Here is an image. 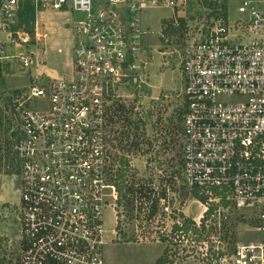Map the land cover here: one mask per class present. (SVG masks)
Segmentation results:
<instances>
[{
  "label": "built area",
  "instance_id": "2783aa9c",
  "mask_svg": "<svg viewBox=\"0 0 264 264\" xmlns=\"http://www.w3.org/2000/svg\"><path fill=\"white\" fill-rule=\"evenodd\" d=\"M187 1L31 0L78 16L73 71L52 77L42 72L45 60L25 52L47 39L38 23L34 35L16 30L24 0H0V63L17 59L37 71L13 101L19 264H105V213L113 210L118 226L123 161L126 184L134 179V137L122 139L119 120L133 118L123 124L128 132L144 119L139 106L132 118L121 111L130 88L149 85L143 19L153 10L180 13ZM238 13L189 43L178 65L183 182L198 213L168 194L160 199L164 220L146 237L163 246L154 264H264V0L243 1ZM241 217L258 239L233 245Z\"/></svg>",
  "mask_w": 264,
  "mask_h": 264
},
{
  "label": "rangeland",
  "instance_id": "374dc122",
  "mask_svg": "<svg viewBox=\"0 0 264 264\" xmlns=\"http://www.w3.org/2000/svg\"><path fill=\"white\" fill-rule=\"evenodd\" d=\"M243 1L246 0H188L180 13L153 10L145 14L143 22L150 33L145 42L146 60L150 63L145 82L147 81L149 85L130 88L127 93L131 97L123 99L128 105H123L125 107L122 108L125 109L121 111L123 116L132 118L134 109L139 106L143 113L144 119L139 125L145 135L138 138V141L135 139L139 148L132 150L135 161L132 173L134 179L131 181L138 190L143 187L147 191V198L138 196L134 202L130 199L133 205H127L124 199L121 201L118 237L112 233L117 228L114 211L109 209L105 213L107 230L105 264L156 262L163 252V246L146 241V237L155 236L161 226L160 222L164 220L159 209L155 217L150 216L151 205L164 192L173 198L175 206L181 203L186 213L193 207L192 215H197V206H193L195 202L183 182L184 87L178 65L186 46L201 34H205L216 20L221 18L231 22L238 20L240 17L238 8ZM26 4L27 1L24 0L16 30L34 35L38 20L39 33L47 35V39H42L37 47L25 52L30 54L32 51L39 55L40 59L45 60L47 68L42 72L46 75L52 77L70 75L73 71L74 20L78 16L71 12L36 9L31 2L34 9L33 17V12L26 10ZM160 34L168 38L169 42L165 43ZM162 53L167 55L164 56ZM21 66L17 59H12L9 64L0 63V77L4 82L0 90V198H4L6 202L0 203V264H19L20 261L19 229L14 212L19 198L20 182L12 154L13 134L19 129L20 115L13 101L17 93L25 92L34 84L32 71L23 70ZM35 69L33 68V71ZM8 80L12 81L7 82ZM159 91L162 93L159 94ZM139 118L137 116L136 122ZM131 121L119 120L122 139L127 132L124 131L123 124ZM251 227L247 219L237 218L236 225L231 229L233 240L231 244L249 243L258 239L256 233L251 231Z\"/></svg>",
  "mask_w": 264,
  "mask_h": 264
},
{
  "label": "trees",
  "instance_id": "16d2710c",
  "mask_svg": "<svg viewBox=\"0 0 264 264\" xmlns=\"http://www.w3.org/2000/svg\"><path fill=\"white\" fill-rule=\"evenodd\" d=\"M26 1H27L26 10L28 12H31V13L33 12L32 15L34 17V9L31 6V2H30V0H26ZM33 20H34V18H33ZM141 120L142 119L139 118V121L136 122L135 124L130 123V127H132V128L130 129V131L126 132V134L124 133L123 138L126 139L127 141H129L131 137H134V143H132L130 149H136L137 150L139 148V145L135 141V139L138 141V138L145 135L144 132L142 131V129L140 128V125H139ZM141 124H142V122H141ZM140 131L142 132V134ZM122 144H124V140H122ZM127 166H128V163L123 161L122 162L123 170H122V173L120 176V183L118 184V190H119L121 199L122 200L124 199L125 203L127 205H130V204L133 205V203H131L130 199L132 200V202H134L137 200L138 196L140 198H147L146 197L147 191L143 187H140V189L138 190L136 188V186L133 184V182L131 185L126 184L128 179L126 178L127 175H126L124 170L127 169ZM166 197H167V194H166V192H164L162 195H159L158 199L155 200V202H153V205H151L152 210L150 212L151 217H155L158 214V209L160 210V199H165ZM117 228H118V226H117Z\"/></svg>",
  "mask_w": 264,
  "mask_h": 264
},
{
  "label": "crops",
  "instance_id": "0c3cea01",
  "mask_svg": "<svg viewBox=\"0 0 264 264\" xmlns=\"http://www.w3.org/2000/svg\"><path fill=\"white\" fill-rule=\"evenodd\" d=\"M37 23H38V20H37ZM38 29H39V24H38ZM32 76H36V73H37V71L36 70H34V71H32ZM3 79H1V77H0V90L3 88V86H4V82L2 81ZM6 80V79H5ZM10 81H12V80H10ZM9 80L7 81V82H10ZM156 87V86H155ZM153 88V87H152ZM171 87L169 86V89H170ZM171 90V89H170ZM158 93V92H157ZM160 93H162L161 91H159V94ZM19 191H20V186H19ZM0 203H6L5 201H4V198H0ZM116 226H117V222H116Z\"/></svg>",
  "mask_w": 264,
  "mask_h": 264
}]
</instances>
